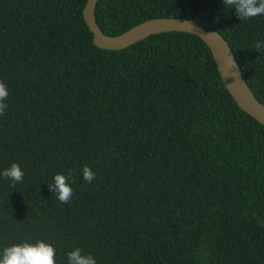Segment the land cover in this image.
<instances>
[{
  "label": "trees",
  "instance_id": "obj_1",
  "mask_svg": "<svg viewBox=\"0 0 264 264\" xmlns=\"http://www.w3.org/2000/svg\"><path fill=\"white\" fill-rule=\"evenodd\" d=\"M85 0H0V253L43 240L56 264H264V126L226 91L209 49L183 31L96 47ZM107 35L153 17L218 32L264 104V15L222 0H97ZM96 174L84 181L83 167ZM74 195L49 190L68 175Z\"/></svg>",
  "mask_w": 264,
  "mask_h": 264
},
{
  "label": "water",
  "instance_id": "obj_2",
  "mask_svg": "<svg viewBox=\"0 0 264 264\" xmlns=\"http://www.w3.org/2000/svg\"><path fill=\"white\" fill-rule=\"evenodd\" d=\"M96 1L85 0L81 9L82 19L90 31L91 41L96 47L116 50L137 42L150 34L165 31L190 33L202 40L209 49L219 77L236 105L264 126V104L254 97L239 68L232 67L229 57L231 56L235 60V56L218 32L213 29H206L191 19L178 16L148 18L116 35H107L100 30L95 20Z\"/></svg>",
  "mask_w": 264,
  "mask_h": 264
},
{
  "label": "clouds",
  "instance_id": "obj_3",
  "mask_svg": "<svg viewBox=\"0 0 264 264\" xmlns=\"http://www.w3.org/2000/svg\"><path fill=\"white\" fill-rule=\"evenodd\" d=\"M225 8L235 10V15L241 21L256 18L264 15V0H222ZM261 54L264 50V42L258 41L254 48ZM233 68L238 67L235 60L230 56ZM9 97L7 85L0 81V116L6 114L9 105L6 103ZM74 170L69 169L68 175L56 174L53 183L49 185V190L53 192L61 204L71 201L74 192L69 184V179L73 176ZM84 181L91 183L96 178L87 165L82 169ZM0 176L11 180L12 187L17 183H22L24 172L18 163L13 162L8 168L0 172ZM56 250L43 240H38L35 244L23 242L5 247L0 253V264H56ZM67 264H98L96 258L91 253H83L81 248H74L67 253Z\"/></svg>",
  "mask_w": 264,
  "mask_h": 264
}]
</instances>
